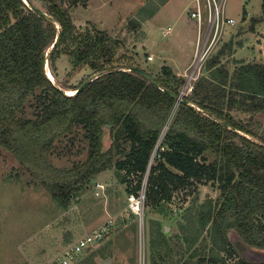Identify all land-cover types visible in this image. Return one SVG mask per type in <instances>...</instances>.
<instances>
[{
	"label": "trees",
	"instance_id": "trees-1",
	"mask_svg": "<svg viewBox=\"0 0 264 264\" xmlns=\"http://www.w3.org/2000/svg\"><path fill=\"white\" fill-rule=\"evenodd\" d=\"M28 1L33 9L23 0H0V147L63 207L77 186L112 165L128 195L137 197L146 179L143 209L164 216L179 195L185 201L198 186L216 185L215 203L185 210L176 251L164 229L151 233V264H264L247 260L236 247L264 252V125L232 114L252 117L264 110V62L242 63L230 74L216 56L206 62L209 76L176 104L182 80L168 66L151 83L116 58L118 40L97 29L78 31L59 0H41L45 11ZM261 12L264 22V0ZM61 55L71 57L75 69L93 71V80L81 91L82 84L73 88L71 96L45 73L46 60L54 71ZM33 97L36 113L28 118ZM78 127L87 139V158L70 169L55 168L46 154Z\"/></svg>",
	"mask_w": 264,
	"mask_h": 264
},
{
	"label": "rangeland",
	"instance_id": "rangeland-1",
	"mask_svg": "<svg viewBox=\"0 0 264 264\" xmlns=\"http://www.w3.org/2000/svg\"><path fill=\"white\" fill-rule=\"evenodd\" d=\"M31 1L46 10L41 0ZM59 1L78 31L97 29L107 33L120 42L117 59L154 79L163 78L161 68L168 66L182 80L184 69L192 63L197 35L195 23L188 15L192 0H81L74 6L72 0ZM261 3L262 0H225L221 10L233 24L224 26L222 39L207 63L219 56L218 66L224 65L232 74L242 63L264 62V22L259 21ZM254 21L258 22L254 25ZM53 64L54 71L48 60L44 67L47 65L53 75L52 84L65 92L83 84L93 74L88 67L75 69L68 55L57 57ZM205 69L206 64L199 79L209 76ZM35 100L33 97L26 106L28 118L36 113L31 107ZM232 114L242 121L251 119L264 125V110L252 117L240 112ZM104 144L105 147L110 144L107 131ZM87 156L88 143L80 127L56 139L46 154L48 162L57 169H70ZM77 188L65 207L59 205L0 147V264H53L83 237L99 230H103L102 238L80 252L71 264H104L105 260H110V264H151L149 240L154 230L167 228L165 234L171 238V247L176 251V236L185 222V210L206 201L215 203L219 197L216 185H200L185 201L179 195V199L169 202L165 216L146 206L141 208L142 219L139 216L130 219L129 195L125 183L119 182L114 165ZM132 223L137 224L136 228ZM229 237L237 238L232 231ZM236 247L247 260L264 261L263 251L240 243Z\"/></svg>",
	"mask_w": 264,
	"mask_h": 264
},
{
	"label": "built area",
	"instance_id": "built-area-1",
	"mask_svg": "<svg viewBox=\"0 0 264 264\" xmlns=\"http://www.w3.org/2000/svg\"><path fill=\"white\" fill-rule=\"evenodd\" d=\"M225 0H192L191 9L188 10L190 19L195 23L196 40L194 43L192 63L183 71L182 85L176 97V104H179L184 97L190 95L200 77V73L207 60L210 58L212 50L220 43L224 26L232 25V19L226 17L221 10ZM169 30V29H168ZM152 59V57H150ZM158 147V145H157ZM145 181L138 196H128V209L142 219L141 208L145 199ZM103 230L94 232L90 236H85L79 240L72 248L57 257L53 264H71L76 256L92 243L102 238Z\"/></svg>",
	"mask_w": 264,
	"mask_h": 264
},
{
	"label": "water",
	"instance_id": "water-1",
	"mask_svg": "<svg viewBox=\"0 0 264 264\" xmlns=\"http://www.w3.org/2000/svg\"><path fill=\"white\" fill-rule=\"evenodd\" d=\"M23 2L26 3V4L30 7V9H33V8H34L33 5H31V4L29 3L28 0H23ZM38 12H39L40 14H43V12H42L41 10H39V9H38ZM55 45H56V43H54V44L52 45V48H54ZM46 67H47V65H46ZM45 69H46V68H45ZM129 71H131V72H135V73H138L139 75H141V76H143L144 78H146L147 80H149L151 83H155L154 78L151 77V76H150L149 74H147L146 72H144L143 70H140V69H138V68H132V69H129ZM45 73H46V72H45ZM100 75H101V74H97L96 77H98V76H100ZM46 76H47V74H46ZM93 78H94V77H91V78H89L88 80L84 81L83 84L81 85V87L77 90V92H78V91H81V90L87 85L88 82H90V81L93 80ZM48 79H49V78H48ZM57 89H58L62 94L67 95L66 92H65L63 89L58 88V87H57ZM181 102H184V101L182 100ZM184 103H185V102H184ZM164 232H165V233L167 232V228L164 229ZM103 263H104V264H110V260H105V261H103Z\"/></svg>",
	"mask_w": 264,
	"mask_h": 264
},
{
	"label": "bare ground",
	"instance_id": "bare-ground-1",
	"mask_svg": "<svg viewBox=\"0 0 264 264\" xmlns=\"http://www.w3.org/2000/svg\"><path fill=\"white\" fill-rule=\"evenodd\" d=\"M46 74H47V77H48L50 80L53 81V77H52V75H51V73H50L48 67H46ZM66 94H67L68 96H71V95L74 94V92H73L72 90H68V91L66 92Z\"/></svg>",
	"mask_w": 264,
	"mask_h": 264
},
{
	"label": "crops",
	"instance_id": "crops-1",
	"mask_svg": "<svg viewBox=\"0 0 264 264\" xmlns=\"http://www.w3.org/2000/svg\"><path fill=\"white\" fill-rule=\"evenodd\" d=\"M190 58H191V57H190ZM183 62H184V61H183ZM175 68H176V66H175ZM184 68H185V67H183V69H184ZM172 69H173V67H172ZM172 69H171V70H172ZM172 72H173L174 75L179 76V73H175L174 70H172Z\"/></svg>",
	"mask_w": 264,
	"mask_h": 264
}]
</instances>
